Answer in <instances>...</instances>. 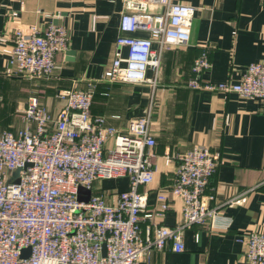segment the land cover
Segmentation results:
<instances>
[{
	"label": "built area",
	"instance_id": "built-area-1",
	"mask_svg": "<svg viewBox=\"0 0 264 264\" xmlns=\"http://www.w3.org/2000/svg\"><path fill=\"white\" fill-rule=\"evenodd\" d=\"M194 11L174 0H126L117 45L128 54L117 51L101 81L157 86L165 50L191 39ZM13 37L9 65L31 79L50 78L57 55L69 47L67 28L54 20L43 28L18 27ZM202 48L192 66L191 89L264 100V63L249 64L239 82H203L212 63L211 46ZM94 88L90 82L87 89L61 91L65 107L56 117L32 96L23 110L24 126L17 132L0 130V264H140L153 251L183 252L184 233L194 226L227 230L222 209L245 201L242 193L211 205L215 196L205 191L222 158L197 145L175 159L164 158L166 165L177 160L178 166L171 189L157 194L158 215L177 199L181 222L144 231L142 221L152 214L145 213L148 195L140 187L153 184L157 170L153 104L123 132L92 114ZM118 178L128 179L126 191L113 194L99 185ZM86 191L88 201L80 200ZM238 242L249 264H264V231L242 235Z\"/></svg>",
	"mask_w": 264,
	"mask_h": 264
},
{
	"label": "crops",
	"instance_id": "crops-1",
	"mask_svg": "<svg viewBox=\"0 0 264 264\" xmlns=\"http://www.w3.org/2000/svg\"><path fill=\"white\" fill-rule=\"evenodd\" d=\"M125 1L0 0V104H9L0 106V123L23 127V110L32 96L56 117L65 107L58 94L72 86L87 89L90 82L95 84L92 114L105 117L120 131L125 132L132 119L145 117L153 104L151 130L157 145L152 163L157 170L153 184L140 187L148 195L145 213L152 214L142 221L144 231L159 225L175 227L182 220L177 199L166 214L158 215L157 194L171 189L178 166L177 160L166 165V155L175 159L194 146H207L222 158L205 191L215 196L211 205L246 194L244 202L222 209L230 224L227 230L194 226L184 233L183 252L153 251L140 264H249L238 238L264 231V100L194 90L188 84L193 63L206 44L211 46L212 65L201 77L203 82H239L249 64L264 63L262 0H174L195 10L191 39L165 50L155 87L101 81L116 52L128 54L126 47L117 45ZM51 20L69 33V47L57 55L53 75L31 79L12 74L14 30L28 25L43 28ZM14 111L17 114L11 115ZM99 185L114 194L126 191L129 182L118 178Z\"/></svg>",
	"mask_w": 264,
	"mask_h": 264
},
{
	"label": "rangeland",
	"instance_id": "rangeland-1",
	"mask_svg": "<svg viewBox=\"0 0 264 264\" xmlns=\"http://www.w3.org/2000/svg\"><path fill=\"white\" fill-rule=\"evenodd\" d=\"M14 73H16V74H18L17 73V71H15V70H12V74H14ZM8 106L9 104H0V106L2 107V106ZM19 105H21V107L23 108V106H24V104H19ZM20 107V106H19ZM17 114V112L16 111H14V113H12L11 115H16ZM22 124H23V122H22ZM22 127V125L20 124V123H14V124H2V123H0V129H11V130H17V129H19V128H21ZM101 183V182H100ZM99 183V184H100Z\"/></svg>",
	"mask_w": 264,
	"mask_h": 264
},
{
	"label": "water",
	"instance_id": "water-1",
	"mask_svg": "<svg viewBox=\"0 0 264 264\" xmlns=\"http://www.w3.org/2000/svg\"><path fill=\"white\" fill-rule=\"evenodd\" d=\"M80 191L82 192V191H84V190L81 188ZM86 193H87L88 196L85 197V198L80 197V200L88 201V199H89V195H90V191H86Z\"/></svg>",
	"mask_w": 264,
	"mask_h": 264
}]
</instances>
